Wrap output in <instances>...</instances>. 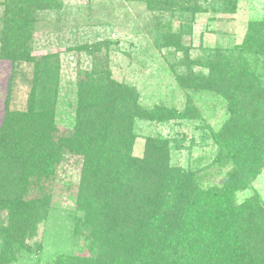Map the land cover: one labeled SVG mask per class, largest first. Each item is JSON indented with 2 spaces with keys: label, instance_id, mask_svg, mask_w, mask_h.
<instances>
[{
  "label": "trees",
  "instance_id": "trees-1",
  "mask_svg": "<svg viewBox=\"0 0 264 264\" xmlns=\"http://www.w3.org/2000/svg\"><path fill=\"white\" fill-rule=\"evenodd\" d=\"M57 1L5 3L0 59L14 68L31 62L34 73L26 109L7 106L0 125V264L40 250L30 242L52 208L58 169L69 159L80 163L72 233L87 251L53 264H264V202L251 185L264 170V21L248 24L242 45L190 62L207 73L183 79L225 102L226 120L211 134L217 148L211 165L227 171L219 184L206 186L200 171L170 164L163 139H148L142 157L132 154V123L146 112L131 89L111 79L105 85L91 80L77 95L74 126L59 129L57 55L29 57L34 14ZM217 2L224 12L236 10L237 0ZM187 3L189 14L199 12L196 1ZM182 40L183 34H171L163 45L182 47ZM117 98L125 110H116ZM168 115L200 118L190 101L182 115L160 107L148 113L155 121ZM247 191L253 193L238 201Z\"/></svg>",
  "mask_w": 264,
  "mask_h": 264
},
{
  "label": "rangeland",
  "instance_id": "rangeland-1",
  "mask_svg": "<svg viewBox=\"0 0 264 264\" xmlns=\"http://www.w3.org/2000/svg\"><path fill=\"white\" fill-rule=\"evenodd\" d=\"M194 1L199 8L194 15L186 9L193 6L187 0H162L160 9L150 7L149 0H59L36 11L29 57L57 55L55 121L59 129L74 126L77 95L90 89L91 80L105 85L103 82L111 79L131 89L146 112L144 120L132 123L133 155L143 156L148 139H163L168 142L172 166L200 171L203 185L219 184L227 169L211 165L217 153L211 134L226 120L225 102L212 91L191 88L183 79L207 73L206 68L190 62L204 60L214 49L242 45L248 24L264 21V0H237L233 13L224 12L217 0ZM5 3L0 0V33ZM177 33L183 34L182 47L163 45ZM33 73L31 62L14 68L10 61L0 59V125L7 106L26 109ZM116 92L114 96L122 95ZM189 101L200 118L168 115L155 121L148 117L156 107L182 115ZM114 105L116 110H125L126 104L118 98ZM69 160L58 169L52 208L30 242L32 247L40 245V250L20 253V260L12 264H53L64 254L86 253L83 240L72 233L70 220L80 163ZM251 185L264 202V170ZM252 193L239 194L238 201ZM4 217L2 213L0 222Z\"/></svg>",
  "mask_w": 264,
  "mask_h": 264
}]
</instances>
